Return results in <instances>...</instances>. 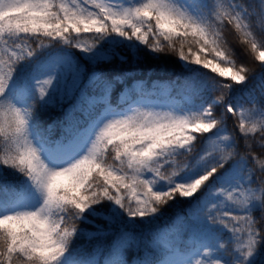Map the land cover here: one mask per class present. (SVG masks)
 I'll return each mask as SVG.
<instances>
[{
    "label": "snow or ice",
    "instance_id": "obj_1",
    "mask_svg": "<svg viewBox=\"0 0 264 264\" xmlns=\"http://www.w3.org/2000/svg\"><path fill=\"white\" fill-rule=\"evenodd\" d=\"M0 264H264V0H0Z\"/></svg>",
    "mask_w": 264,
    "mask_h": 264
}]
</instances>
